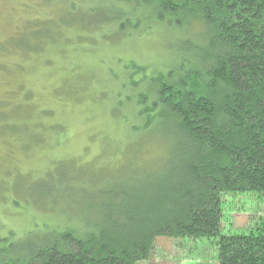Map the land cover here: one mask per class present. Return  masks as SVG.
<instances>
[{
  "label": "trees",
  "instance_id": "obj_1",
  "mask_svg": "<svg viewBox=\"0 0 264 264\" xmlns=\"http://www.w3.org/2000/svg\"><path fill=\"white\" fill-rule=\"evenodd\" d=\"M91 1L117 30H188L172 69L146 79L135 67L131 84L145 87L126 100L166 153L118 203H80L84 227L0 233V264H138L158 236L212 238L217 264H264V216L246 230L222 225L231 194L264 201V0Z\"/></svg>",
  "mask_w": 264,
  "mask_h": 264
},
{
  "label": "rangeland",
  "instance_id": "obj_2",
  "mask_svg": "<svg viewBox=\"0 0 264 264\" xmlns=\"http://www.w3.org/2000/svg\"><path fill=\"white\" fill-rule=\"evenodd\" d=\"M90 3L0 0L1 235L84 227L80 203H118L166 153L167 138L139 127L126 100L145 87L132 86L141 76L135 67L146 79L172 69L188 30H117L89 13ZM225 202V232L264 216L254 194ZM153 244L138 264H217L212 238L158 236Z\"/></svg>",
  "mask_w": 264,
  "mask_h": 264
}]
</instances>
